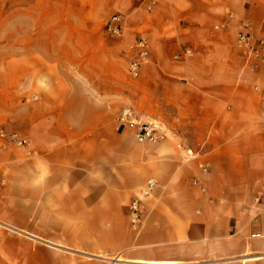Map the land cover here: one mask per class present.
<instances>
[{"label": "crops", "instance_id": "1", "mask_svg": "<svg viewBox=\"0 0 264 264\" xmlns=\"http://www.w3.org/2000/svg\"><path fill=\"white\" fill-rule=\"evenodd\" d=\"M22 2L0 128L31 155L0 149V264H264V44L262 61L236 45L242 21L264 42V0ZM138 35L149 58L129 78ZM113 104L164 138L137 144Z\"/></svg>", "mask_w": 264, "mask_h": 264}, {"label": "built area", "instance_id": "2", "mask_svg": "<svg viewBox=\"0 0 264 264\" xmlns=\"http://www.w3.org/2000/svg\"><path fill=\"white\" fill-rule=\"evenodd\" d=\"M157 0H146L143 9L147 12L151 11L156 5ZM229 19L233 16L229 15ZM225 24L214 26V29L225 28ZM126 29L124 16L121 14L112 15L104 25V33L110 38H118ZM264 42L259 41L256 46L252 43V36L249 33V24L247 22L240 23V31L237 34L236 45L243 51L244 54L262 61L260 48ZM132 55L127 63V71L132 78L139 76L140 68L149 58V46L145 37L138 35L131 48ZM116 121L119 125L129 128L134 131V137L137 143L143 144L146 142L155 143L162 138L164 134L159 132L156 126L149 122H144L136 116L130 108H123L118 113ZM0 140L2 144L0 149H6L8 145L23 149L27 156L31 155L29 149V140L18 136L16 133H10L0 128ZM155 187L153 180H148L146 185L139 191V197L130 204L131 224L137 227L141 223V198L150 196ZM252 237H260L259 234Z\"/></svg>", "mask_w": 264, "mask_h": 264}, {"label": "rangeland", "instance_id": "3", "mask_svg": "<svg viewBox=\"0 0 264 264\" xmlns=\"http://www.w3.org/2000/svg\"><path fill=\"white\" fill-rule=\"evenodd\" d=\"M23 5L25 7H27V3L23 4L22 0H20V2H18V0H0V59L4 58L7 54V50L5 47L7 44V32H11L13 33V35L10 38V40L13 38V40H15V36H16V26H17V21H18V10L23 9ZM5 34V35H4ZM12 40V41H13ZM5 48V49H4ZM129 78H131V76L127 75ZM114 106V104L112 105ZM123 108H129V107H124V106H120L119 104H116L114 106V111H118L121 110ZM159 130V129H158ZM160 132V130H159ZM133 140L136 142V140L134 139V137H132ZM161 140L155 142V143H137L139 145L142 146H146V145H152V146H157L159 144Z\"/></svg>", "mask_w": 264, "mask_h": 264}]
</instances>
